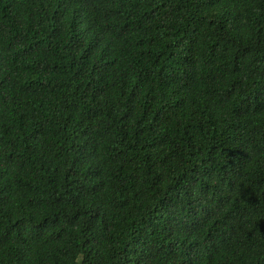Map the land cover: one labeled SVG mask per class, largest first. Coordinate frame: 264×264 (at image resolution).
I'll return each instance as SVG.
<instances>
[{
    "label": "trees",
    "instance_id": "trees-1",
    "mask_svg": "<svg viewBox=\"0 0 264 264\" xmlns=\"http://www.w3.org/2000/svg\"><path fill=\"white\" fill-rule=\"evenodd\" d=\"M0 264H264V0H0Z\"/></svg>",
    "mask_w": 264,
    "mask_h": 264
}]
</instances>
